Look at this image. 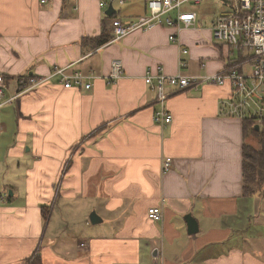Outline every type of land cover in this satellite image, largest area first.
Returning a JSON list of instances; mask_svg holds the SVG:
<instances>
[{
  "label": "crops",
  "instance_id": "obj_1",
  "mask_svg": "<svg viewBox=\"0 0 264 264\" xmlns=\"http://www.w3.org/2000/svg\"><path fill=\"white\" fill-rule=\"evenodd\" d=\"M104 1L0 0V264H264V197L242 195V120L220 114L229 85L166 86L165 125L154 122L144 82L158 68L168 77L222 74L233 53L211 29L227 4L208 25L205 6L200 17L183 6L196 26H156L84 49L80 40L108 33L112 18L149 14L146 0ZM115 59L123 71L112 83ZM59 69L91 76V89H65L54 76L29 87ZM152 207L161 221L148 220Z\"/></svg>",
  "mask_w": 264,
  "mask_h": 264
},
{
  "label": "built area",
  "instance_id": "obj_2",
  "mask_svg": "<svg viewBox=\"0 0 264 264\" xmlns=\"http://www.w3.org/2000/svg\"><path fill=\"white\" fill-rule=\"evenodd\" d=\"M204 1L213 0H147L146 16L137 17L131 21L114 19L111 22V35L114 40H119L136 31L149 30L153 27H169L179 31L181 28L188 29L197 25V17L191 11H185L183 6L199 5ZM225 2L227 11L212 25V38L227 48V51L238 53L246 51L245 56L229 59L233 62L219 75H210L201 78L178 76H166L158 68L156 76L147 74L144 82L154 92L157 110L154 113V122L157 124H169L171 116L166 109L167 94L166 86L175 91L196 87L202 84L222 86L229 85L227 98L220 102V114L225 117L239 119L253 118L256 123L264 124V109L260 106L264 103V0H214ZM47 0H40L45 4ZM103 2L100 6H104ZM173 15V16H172ZM170 42H177V34L169 36ZM188 51L181 50L185 55ZM249 65L250 72L242 73L240 67ZM180 66H184L183 62ZM123 68L120 60L111 63L110 74L107 79L114 83L122 74ZM54 76L59 77V83L65 89L77 87L88 91L91 84L90 77L80 72L71 75L64 73L63 69L55 70ZM49 79H31V87L46 82ZM87 81V82H86ZM4 78L0 76V98H4ZM15 99V97H12ZM11 99V100H13ZM2 105V104H1ZM0 105V107H1ZM170 158L163 160V171L170 169ZM5 195L0 194V199ZM147 218L152 222L162 219L160 207H152L147 210Z\"/></svg>",
  "mask_w": 264,
  "mask_h": 264
},
{
  "label": "trees",
  "instance_id": "obj_3",
  "mask_svg": "<svg viewBox=\"0 0 264 264\" xmlns=\"http://www.w3.org/2000/svg\"><path fill=\"white\" fill-rule=\"evenodd\" d=\"M110 40V35L104 31L96 37H85L80 40V45L82 48L92 51ZM18 79H21V77ZM23 89L25 88H20L18 90ZM242 125L244 137H246L245 135L248 131V135H252L254 138L260 140V142L262 141V145L259 149L246 143L242 145V195L250 196L254 193H259L260 196L264 197V127L260 130H256L253 118L242 119ZM44 210L43 216L46 220L48 212L46 208H44Z\"/></svg>",
  "mask_w": 264,
  "mask_h": 264
},
{
  "label": "rangeland",
  "instance_id": "obj_4",
  "mask_svg": "<svg viewBox=\"0 0 264 264\" xmlns=\"http://www.w3.org/2000/svg\"><path fill=\"white\" fill-rule=\"evenodd\" d=\"M123 1L124 0H119V3L120 4H122L123 3ZM101 2H103L105 5L104 6H100V8H105L106 7V3H105V1L104 0H100V2L99 3H101ZM146 2H147V0H146ZM206 2V3H205ZM219 2H221V1H204V2H202V3H205V4H203V5H201V4H199V5H187V8H188V10H192V11H196L197 12V14L199 15V17H200V13H201V11H202V9H203V7L205 6V10H206V12H205V14H204V17H205V21H203V24L204 25H208L210 22H211V19H212V17H213V15H215L216 17H219V16H221L222 14H221V9L223 8L222 7V5H221V3H219ZM201 5V6H200ZM110 7H112V5L110 4ZM146 9H147V5H146ZM148 11V10H147ZM191 11V12H192ZM149 13V12H148ZM147 13V14H148ZM114 19H120V18H112L111 20H110V31H108V35H110V38H111V40H113L114 41V39H113V37H112V35H111V22L114 20ZM134 19H136V18H134ZM134 19H132V20H134ZM121 20V19H120ZM215 20V19H214ZM213 20V21H214ZM123 21V20H122ZM129 21H131V20H129ZM182 29H184V28H182ZM134 33V32H133ZM132 34V33H131ZM130 35V34H129ZM172 35V34H171ZM126 37V36H125ZM170 41V40H169ZM219 43V42H218ZM241 54L242 55H246L247 54V52L246 51H244V52H241ZM237 56H238V52L237 51H234L233 52V54H231V57L233 58V59H235V58H237ZM115 60H117V59H115ZM114 61V60H113ZM246 69L249 71V69H248V66H246ZM82 74V73H81ZM110 74V73H109ZM54 76V72H53V74H52V76H50L49 77V80L51 79V77H53ZM85 76V75H84ZM54 77H56V76H54ZM88 77H90V79H91V76H88ZM36 80H38V79H36ZM87 82V81H86ZM90 83V82H89ZM40 84H42V83H40ZM40 84H38V85H40ZM31 84L29 83V87H31L30 86ZM38 85H36V86H38ZM35 86V87H36ZM74 88V87H73ZM70 89V88H69ZM263 109H264V103H262L261 105H260ZM242 120V119H241ZM254 123H255V127L256 126H258V130H260V129H262L263 127H264V124H260V123H256L255 121H254ZM248 131H247V133H246V143L247 144H249V145H252L254 148H256V149H259L260 148V146L262 145V141L260 142V140H258L257 138H254L252 135H248Z\"/></svg>",
  "mask_w": 264,
  "mask_h": 264
},
{
  "label": "water",
  "instance_id": "obj_5",
  "mask_svg": "<svg viewBox=\"0 0 264 264\" xmlns=\"http://www.w3.org/2000/svg\"><path fill=\"white\" fill-rule=\"evenodd\" d=\"M109 10L107 11V14H110V13H108ZM255 129L258 130V126H256ZM90 219H91L92 223H96L97 222L96 221V216L94 215V213L91 214ZM186 222H187V225H188V233L189 234L196 233L197 232V223H196V221L191 216H189V217L186 218ZM156 252L157 251H155V253Z\"/></svg>",
  "mask_w": 264,
  "mask_h": 264
}]
</instances>
